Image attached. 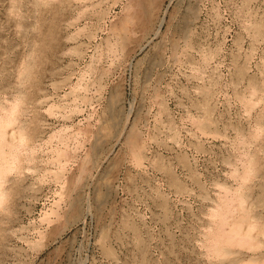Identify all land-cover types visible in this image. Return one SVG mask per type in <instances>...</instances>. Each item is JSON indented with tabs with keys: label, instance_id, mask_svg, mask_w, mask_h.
<instances>
[{
	"label": "rangeland",
	"instance_id": "rangeland-1",
	"mask_svg": "<svg viewBox=\"0 0 264 264\" xmlns=\"http://www.w3.org/2000/svg\"><path fill=\"white\" fill-rule=\"evenodd\" d=\"M0 103L39 128L2 139L0 264H264V0H0ZM237 192L254 251L214 239Z\"/></svg>",
	"mask_w": 264,
	"mask_h": 264
},
{
	"label": "bare ground",
	"instance_id": "bare-ground-1",
	"mask_svg": "<svg viewBox=\"0 0 264 264\" xmlns=\"http://www.w3.org/2000/svg\"><path fill=\"white\" fill-rule=\"evenodd\" d=\"M75 1H78L79 2V0H75ZM80 1H82V0H80ZM134 1V3H136V6L137 5H139L140 4V2H141V0H133ZM198 1V0H197ZM33 3V6L35 7V11H40V9L41 8H39V6L41 5V3L40 2H38V1H34V2H32ZM191 4V3H190ZM189 4V5H190ZM145 4H141L140 6H139V8L141 9V11L142 12H146V14H145V19L148 21L149 20V16H147V14H148V12H147V10L146 9H144V7H146V5L144 6ZM188 5V6H189ZM196 6V5H195ZM87 7V6H86ZM131 6H128V9L130 8ZM186 7V6H185ZM12 7L10 6L9 8H8V11H7V13H10V14H12ZM187 9V10H186ZM185 9V14L183 15L182 14V18H181V22H180V25H177V27H175V29H174V31H175V33H176V35H179V36H181V37H183L184 39H183V41H184V44L185 45H188L189 43H190V39H189V35H188V28H187V24L191 21V20H194V19H196V17H197V12H196V9L194 10V8H192V7H188V8H186ZM149 10V9H148ZM42 11V10H41ZM44 11V10H43ZM42 11V12H43ZM46 12V11H45ZM151 12V11H150ZM149 12V13H150ZM39 13V12H38ZM151 14V13H150ZM41 15H42V13H41ZM41 15H40V13L36 16V18H35V26H37L38 27V30H36L35 28V31L37 32V35H36V38L35 39H37V43L39 42L40 43V45H41V47H40V54H41V59L42 60H40V63H41V61L43 62H45V60H43V58H42V55L44 54H47V52H49L48 50H51L52 52H53V50L52 49H48L47 48V46H46V43H45V40L47 39V40H49L48 38H51V37H53V35L51 34L52 32V29L54 30V28L53 27H56V26H53L52 27V29H51V20H48L49 21V24H42V23H40V21H42V22H44V23H48L46 20H44L45 19V17H41ZM54 15V14H53ZM52 15V16H53ZM54 18H55V16H53ZM143 17V18H144ZM50 19H51V17H50ZM57 19V18H56ZM145 19H144V21H145ZM53 20V19H52ZM147 21H145L146 23H147ZM53 22V21H52ZM149 22H150V20H149ZM192 22V21H191ZM54 23H56L55 21L53 22V25H54ZM179 24V23H178ZM191 24V23H190ZM44 25H47V27L48 26H50L49 28H46V26H44ZM34 26V27H35ZM157 28L155 27V29H154V31L156 30ZM158 31V30H157ZM148 32V31H147ZM156 32V31H155ZM260 33H261V28H260V26H256L255 27V36H259L260 35ZM51 36V37H50ZM189 39V40H188ZM47 40H46V42H47ZM52 40V39H51ZM51 44V43H50ZM49 44V45H50ZM52 44L54 45V43H53V41H52ZM158 46V45H157ZM158 47H160V46H158ZM52 48H54V47H52ZM157 48V47H156ZM177 48H178V45H177V43H173V45H172V52H174V53H176L177 52ZM158 49V48H157ZM50 51V52H51ZM51 52V53H52ZM156 53H158V52H156ZM151 55H153V54H151ZM157 55V54H156ZM46 56V55H45ZM151 56H149V58H150ZM45 58H47L48 59V57L46 56V57H44V59ZM155 55L154 56H152L151 57V59L149 60V63H148V61H147V63L150 65L151 63H157V61H155ZM159 58V57H158ZM47 59H46V61H47ZM147 59H148V57H147ZM49 60V59H48ZM50 61V60H49ZM49 61H47V62H49ZM158 61H160V58H159V60ZM43 62V63H44ZM146 62V61H145ZM146 63V64H147ZM159 63V62H158ZM157 63V64H158ZM24 64V63H23ZM21 65V70H22V68H24V70H25V72H20L19 73V78H20V80H19V83L20 84H22V83H24V81L26 80V79H29L32 75H33V73L31 72V69H32V66L33 65H31V64H26V65ZM41 65H42V63H41ZM45 65V64H44ZM43 65V66H44ZM18 74V72L16 73V75ZM100 83V82H99ZM250 87L252 88V90H254V89H256V84H255V82L254 81H251L250 82ZM118 93V92H117ZM116 93V94H117ZM114 95V94H113ZM111 97V96H110ZM117 97V96H116ZM22 98V97H21ZM111 99V101H110V106L111 105H114L115 103L114 102H116V98L114 97V96H112V98H110ZM242 101H244V100H242ZM108 105V104H107ZM115 107V105L113 106V108ZM8 108L5 106V105H3L2 103H0V155H2V154H4V151H3V149H1L2 148V145H1V143H2V139H5V138H10V137H12L13 135H15V137H17L19 140H20V144H19V147H21V148H23V146L26 144V147H31V142H35V138H37L36 136L38 135L37 134V132H39L38 130H39V128H38V130L36 131V128H34V126H32L33 125V122H35V120H33V119H31V122H27L28 124H31V126L32 127H30V125L29 126H24V127H20L19 129H17V130H15V129H11L10 128V126H11V123L10 122H13V120L15 119L14 117H12V112L11 113H9V114H7V115H4V114H1L3 111H6ZM109 109V108H108ZM118 109V108H117ZM117 111L116 110H111L110 109V114H109V117H108V119L110 120V119H113V118H115V117H117L116 116V114L118 113H116ZM120 115V114H119ZM115 120V119H114ZM107 121V120H106ZM117 121V120H116ZM119 122V121H118ZM36 123V122H35ZM115 123V122H114ZM116 124V123H115ZM119 124V123H118ZM27 125V124H26ZM35 125V124H34ZM261 125H262V123H258L256 126H257V134H259V131H260V129H261ZM108 126H110V125H108ZM204 126H205V122H203V123H201V125H200V127H202V129L204 128ZM35 127H36V125H35ZM106 128H108L107 126H106ZM4 130H6V132L5 133H3V131ZM108 130V129H107ZM100 131V130H99ZM15 132V133H14ZM121 134V133H120ZM236 134H237V140H238V142L240 143V144H243L244 145V143H246V142H244V135H243V132L240 130V128L239 127H237V129H236ZM120 137H121V135H120ZM39 138V137H38ZM252 138H253V135H252ZM100 147H98V146H96L95 147V152H96V150H98ZM94 149V148H93ZM97 152H99V151H97ZM96 152V153H97ZM95 153V156H97V154ZM15 159H17L16 158V156L14 157V160ZM250 164H251V168H248L246 171H245V173H246V175H244V181L245 180H247V179H249L250 178V176H252V175H254V173H256L257 171V169H258V165H259V163H258V158L256 157V156H254L253 158H251V161H250ZM256 171V172H255ZM104 182V181H103ZM105 184H106V182H105ZM105 184H103L104 186H105ZM99 186H101L100 184H99ZM103 186V187H104ZM104 189V188H103ZM106 190H108V187H106ZM97 192V191H96ZM106 192V191H105ZM110 192V191H109ZM263 192H264V188H263ZM108 194H110V193H108ZM75 195H77L76 193H75ZM74 195V196H75ZM96 195V194H95ZM105 195V194H104ZM4 196V193L3 192H1L0 193V197L2 198ZM233 196H234V198H237V200H238V203H232V201L233 200H230L229 202H227L226 204H225V209H226V216L223 218H221L220 219V221L217 223V230H218V232H216V234H217V236L218 237H215L214 239H220L221 240V242L222 243H225V244H230V243H233V244H235L236 246H238V247H249V249L250 250H252V251H254V249H256L257 247V245H259V244H253V242H255V240L257 239V237H258V235L260 234L259 233V229L257 228V225L255 224V221H254V219H256V215L253 213V211L251 210V209H248V206H247V203H246V200H245V198H244V195L242 194V193H234L233 194ZM100 197H102V196H100ZM104 197V196H103ZM77 198V197H76ZM79 199L81 198V197H78ZM78 198H77V200H78ZM75 199V198H74ZM73 199V200H74ZM81 200H82V198H81ZM75 201V200H74ZM80 201V200H79ZM79 201H77V202H79ZM98 201H100V200H98ZM97 202V201H96ZM76 203V202H75ZM102 203V202H101ZM70 204V203H69ZM78 204V203H77ZM80 204V203H79ZM99 204V203H98ZM74 206H75V204H73ZM72 205V203H71V207L73 206ZM97 205V204H96ZM73 206V207H74ZM79 207H80V205H78ZM82 206V205H81ZM72 207V208H73ZM77 207V206H76ZM89 207V206H88ZM82 208V207H81ZM80 208V209H81ZM97 208V207H96ZM76 209H78V208H76ZM75 209V210H76ZM72 210V209H71ZM76 212V211H75ZM80 212V211H79ZM237 213H244V214H246L247 215V217L250 219V221L248 222V223H246L243 219H241V218H239V217H237V216H235ZM78 214V213H77ZM81 214V213H80ZM231 214H233V216H231V217H233V219H231V218H229V216L231 215ZM79 215V214H78ZM77 215V216H78ZM76 216V217H77ZM103 227V226H102ZM250 228V229H249ZM104 229V228H103ZM249 229V230H248ZM264 237V236H263ZM258 241V240H257ZM215 247H212L211 248V251H213V249H214ZM230 253L229 252H227L226 253V255H229Z\"/></svg>",
	"mask_w": 264,
	"mask_h": 264
}]
</instances>
